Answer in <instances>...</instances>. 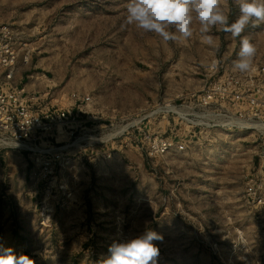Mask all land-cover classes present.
<instances>
[{
	"label": "rangeland",
	"instance_id": "374dc122",
	"mask_svg": "<svg viewBox=\"0 0 264 264\" xmlns=\"http://www.w3.org/2000/svg\"><path fill=\"white\" fill-rule=\"evenodd\" d=\"M128 3L0 0L31 52L24 86L75 118L50 140L52 179L39 154L0 148V250L99 264L152 230L157 264H264V25L244 33L257 53L241 74L238 38L194 21L164 41L127 24Z\"/></svg>",
	"mask_w": 264,
	"mask_h": 264
},
{
	"label": "clouds",
	"instance_id": "9594fccd",
	"mask_svg": "<svg viewBox=\"0 0 264 264\" xmlns=\"http://www.w3.org/2000/svg\"><path fill=\"white\" fill-rule=\"evenodd\" d=\"M239 15L230 21L222 0H129L126 22L145 32L155 33L164 41L190 39L193 23L198 22L203 34L217 29L239 39V51L233 67L241 74L251 71L257 48L244 35L247 29L264 25V0H234ZM208 43L212 37L207 36ZM162 240L155 231L125 242L113 243L110 255L99 264H157L159 248L154 241ZM0 264H34L26 254L17 256L11 248L0 250Z\"/></svg>",
	"mask_w": 264,
	"mask_h": 264
},
{
	"label": "built area",
	"instance_id": "2783aa9c",
	"mask_svg": "<svg viewBox=\"0 0 264 264\" xmlns=\"http://www.w3.org/2000/svg\"><path fill=\"white\" fill-rule=\"evenodd\" d=\"M30 55L18 29L0 24V148L39 154V179L48 180L56 175L61 159L59 150L50 148V140L66 133L75 118L56 107L52 99L24 86L22 69L29 64ZM248 101L259 108L258 99L250 96ZM166 146L164 142L161 148ZM157 148V142L153 143L152 149Z\"/></svg>",
	"mask_w": 264,
	"mask_h": 264
},
{
	"label": "crops",
	"instance_id": "0c3cea01",
	"mask_svg": "<svg viewBox=\"0 0 264 264\" xmlns=\"http://www.w3.org/2000/svg\"><path fill=\"white\" fill-rule=\"evenodd\" d=\"M26 88H27V90H29V91H31V89H32V88H29L28 86H27ZM32 90H34V89H32Z\"/></svg>",
	"mask_w": 264,
	"mask_h": 264
}]
</instances>
